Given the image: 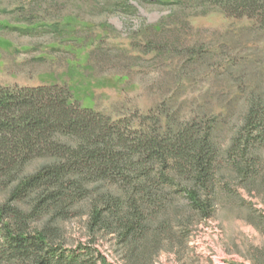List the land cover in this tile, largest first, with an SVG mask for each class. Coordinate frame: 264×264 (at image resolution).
<instances>
[{"label":"rangeland","instance_id":"1","mask_svg":"<svg viewBox=\"0 0 264 264\" xmlns=\"http://www.w3.org/2000/svg\"><path fill=\"white\" fill-rule=\"evenodd\" d=\"M224 2L0 0L1 86H68L122 126L164 137L188 124L210 134L211 205L197 211L175 185L165 190L148 217L159 241L143 238L133 254L141 264H264V27L228 15ZM252 108L261 119L248 117ZM167 150L171 174L177 164ZM44 162L33 160L26 173ZM120 183L102 188L120 195ZM52 217L33 226L56 227L60 248L130 264L115 233L90 227V197Z\"/></svg>","mask_w":264,"mask_h":264},{"label":"trees","instance_id":"2","mask_svg":"<svg viewBox=\"0 0 264 264\" xmlns=\"http://www.w3.org/2000/svg\"><path fill=\"white\" fill-rule=\"evenodd\" d=\"M222 5L228 15L248 16L264 27V0ZM257 116L261 119L252 108L248 117L255 121ZM153 134L84 107L68 86L0 85V192L8 194L0 201V264H97L99 259L105 264L101 256L92 260L82 250L57 246L56 227L33 226L43 214L63 215L85 196L91 201L90 227L115 233L130 264L142 262L143 256H133L141 239L159 241L149 232L148 217L165 190L175 185L194 209L205 212L211 200L204 192L215 173L210 134L188 124L167 137ZM167 149L177 164L171 174L164 171ZM35 159L45 162L26 173ZM156 163L162 164L160 170ZM108 180L121 182L120 195L103 190Z\"/></svg>","mask_w":264,"mask_h":264}]
</instances>
